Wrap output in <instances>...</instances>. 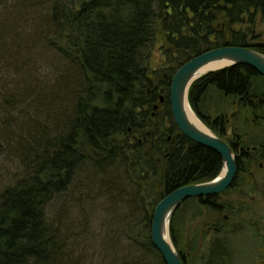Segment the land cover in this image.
Instances as JSON below:
<instances>
[{
    "label": "trees",
    "instance_id": "1",
    "mask_svg": "<svg viewBox=\"0 0 264 264\" xmlns=\"http://www.w3.org/2000/svg\"><path fill=\"white\" fill-rule=\"evenodd\" d=\"M258 16L264 21V0H0V155L12 158L18 174L0 190V264H79L49 204L86 165L104 191L128 203L134 220L143 216L123 230L137 234L131 246L148 257L143 249L144 256H117L113 264H165L151 239L155 206L175 188L222 171L218 153L178 129L172 77L216 47L264 53V43L231 29ZM157 45L168 64L153 66ZM238 97L250 105L264 99V77L248 65L212 72L189 90L194 111L220 137ZM236 183L176 210L171 237L186 264H236L232 241L241 230L220 222L208 241L193 239L187 248L181 234L206 210H228L218 198Z\"/></svg>",
    "mask_w": 264,
    "mask_h": 264
},
{
    "label": "rangeland",
    "instance_id": "2",
    "mask_svg": "<svg viewBox=\"0 0 264 264\" xmlns=\"http://www.w3.org/2000/svg\"><path fill=\"white\" fill-rule=\"evenodd\" d=\"M218 23L220 30H228L224 20ZM231 29L245 31L253 43H264V21L260 16L252 26L246 21ZM163 43H165L164 39ZM158 48L160 45H157L151 58L153 66H159L161 63L168 64L170 58L162 55ZM42 73L41 71L40 74ZM254 167L257 168V166ZM17 175L16 163L2 153L0 155V190L12 184ZM93 176L88 165L84 166L77 172L66 191L49 204L50 218L56 226L62 227L71 257L79 264H113L117 256L121 257L120 260L126 256L128 261L144 256V248H139L141 253L131 246L132 243L138 245L137 234L131 237L127 231L123 230H127L130 223H135V220L136 222L142 220L143 216L140 215L134 220L128 203L123 198L118 200L113 198L100 187L98 177ZM257 177L260 188L264 189L263 173L260 171ZM117 189H119L118 192L122 190ZM123 196L126 197V195ZM222 201L230 203L228 210L221 209L219 212L206 210L195 220L186 221L181 230L184 248H187L189 241L192 243L189 246L193 245L195 239L197 240L195 244L198 245L208 241L215 235L214 227L222 222L228 224L229 229L233 228L242 232L232 241L236 264H264L263 192L256 190L251 176L245 174L244 179L238 180L228 195L218 198L220 204ZM201 254L200 248L198 255ZM145 255L148 257V251Z\"/></svg>",
    "mask_w": 264,
    "mask_h": 264
},
{
    "label": "water",
    "instance_id": "3",
    "mask_svg": "<svg viewBox=\"0 0 264 264\" xmlns=\"http://www.w3.org/2000/svg\"><path fill=\"white\" fill-rule=\"evenodd\" d=\"M213 62H224L225 65L202 72L206 65ZM235 65H248L264 77V53L250 47L231 45L209 49L193 57L180 66L172 77L169 101L178 129L192 141L218 153L222 159V171L212 180L175 188L155 206L151 220V239L165 264H186L171 237L172 217L178 207L189 198L220 195L230 188L236 178L238 172L236 152L227 142V138L216 135L200 119L189 101V90L195 81L212 72ZM163 100L161 96V101ZM189 109L203 127L192 121Z\"/></svg>",
    "mask_w": 264,
    "mask_h": 264
},
{
    "label": "flooded vegetation",
    "instance_id": "4",
    "mask_svg": "<svg viewBox=\"0 0 264 264\" xmlns=\"http://www.w3.org/2000/svg\"><path fill=\"white\" fill-rule=\"evenodd\" d=\"M235 104L234 111L226 116V126L221 125L224 131L221 137L227 138V142L237 154V181L243 180L245 174L250 175L256 190L264 194L257 177L260 171L264 175V99L256 100L250 105L243 97H238ZM244 104L245 110L239 112V108ZM214 123L216 127H220L216 120ZM214 230L216 231L217 227H214Z\"/></svg>",
    "mask_w": 264,
    "mask_h": 264
},
{
    "label": "bare ground",
    "instance_id": "5",
    "mask_svg": "<svg viewBox=\"0 0 264 264\" xmlns=\"http://www.w3.org/2000/svg\"><path fill=\"white\" fill-rule=\"evenodd\" d=\"M225 63L224 62H213V63H209L208 65H206L202 72L208 71L210 69H216L219 67L224 66ZM189 115L191 116V118L193 119L192 121H194L195 123H197L199 126L203 127L202 124L200 123L199 119L195 116V114L189 109L188 110Z\"/></svg>",
    "mask_w": 264,
    "mask_h": 264
}]
</instances>
